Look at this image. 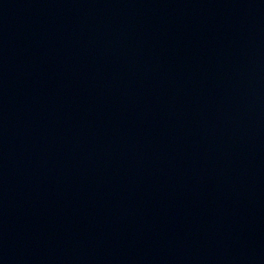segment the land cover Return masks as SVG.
Wrapping results in <instances>:
<instances>
[{"label": "water", "instance_id": "1", "mask_svg": "<svg viewBox=\"0 0 264 264\" xmlns=\"http://www.w3.org/2000/svg\"><path fill=\"white\" fill-rule=\"evenodd\" d=\"M0 264H264V0H0Z\"/></svg>", "mask_w": 264, "mask_h": 264}]
</instances>
